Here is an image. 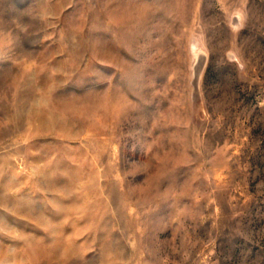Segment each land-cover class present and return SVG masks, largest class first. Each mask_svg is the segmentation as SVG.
I'll return each instance as SVG.
<instances>
[{
    "label": "rangeland",
    "instance_id": "1",
    "mask_svg": "<svg viewBox=\"0 0 264 264\" xmlns=\"http://www.w3.org/2000/svg\"><path fill=\"white\" fill-rule=\"evenodd\" d=\"M0 264H264V0H0Z\"/></svg>",
    "mask_w": 264,
    "mask_h": 264
}]
</instances>
